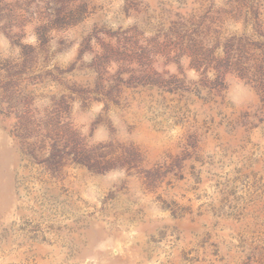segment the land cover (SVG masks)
Returning a JSON list of instances; mask_svg holds the SVG:
<instances>
[{
    "label": "rangeland",
    "instance_id": "1",
    "mask_svg": "<svg viewBox=\"0 0 264 264\" xmlns=\"http://www.w3.org/2000/svg\"><path fill=\"white\" fill-rule=\"evenodd\" d=\"M0 264H264V0H0Z\"/></svg>",
    "mask_w": 264,
    "mask_h": 264
}]
</instances>
